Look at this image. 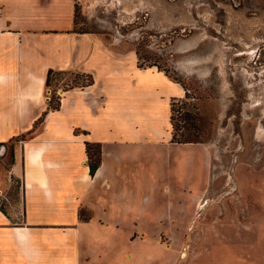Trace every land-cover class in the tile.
Masks as SVG:
<instances>
[{"label":"crops","instance_id":"1","mask_svg":"<svg viewBox=\"0 0 264 264\" xmlns=\"http://www.w3.org/2000/svg\"><path fill=\"white\" fill-rule=\"evenodd\" d=\"M137 61L133 49L76 29L74 0H0V264H151L138 263L134 237L169 235L170 222L211 203L207 144L171 140L170 99L185 88ZM48 69L92 81L61 88L49 109ZM86 141L100 144L92 174ZM197 158L202 191L189 172L185 185ZM180 182L198 190L187 200ZM244 201L240 264H264V197Z\"/></svg>","mask_w":264,"mask_h":264},{"label":"rangeland","instance_id":"2","mask_svg":"<svg viewBox=\"0 0 264 264\" xmlns=\"http://www.w3.org/2000/svg\"><path fill=\"white\" fill-rule=\"evenodd\" d=\"M74 1L76 29L98 33L117 51L138 50L180 79L188 95L170 99L181 106L177 133L189 127L183 110L201 116L210 162L202 194L211 203L170 222L169 235L134 237L138 263L240 264L241 232L251 224L244 198L264 197V0ZM87 80L81 71L52 73L45 99L54 103L61 88ZM185 170V185L189 172L202 191L206 166L197 158ZM183 185L176 189L188 200L198 189Z\"/></svg>","mask_w":264,"mask_h":264},{"label":"trees","instance_id":"3","mask_svg":"<svg viewBox=\"0 0 264 264\" xmlns=\"http://www.w3.org/2000/svg\"><path fill=\"white\" fill-rule=\"evenodd\" d=\"M136 54H137L138 59L142 58L145 61L147 60V62H146L147 65H156L158 69L164 70V72L166 74H168L169 76H171V78H173L176 81H179L181 83L180 79L177 76L170 74L169 69L165 68L163 65L156 62V60L146 59L145 57L149 58V56L142 55L141 53L138 52V50H136ZM138 66H145V65H144V63L142 64V62L139 61ZM55 72H57V71H54L52 69H48L47 76L45 79V86L46 87L49 85L50 75L52 73H55ZM85 74L88 76V80L82 84L91 83V81H92L91 75L88 73H85ZM185 95H188V93L185 92ZM59 104H60V97L57 96L54 103L51 102L50 100L48 101V108L49 109L58 108ZM175 105H176V103L174 101H172L170 103V110H171L170 122H171V127H172V129H171V133H172L171 140L177 141V142L203 141V139L200 137V131H201L202 125H201V123H199L197 121V120H201V116L197 115L196 113H192L188 110H183V112H181V118L189 124V127L184 126V128H186V132L177 133V124L174 121V118H175L174 112L179 111V108H181V106L175 107ZM191 129H193V130H191ZM85 144H86L87 163L89 165V172L92 174L100 162V144H99V142H89V141H86ZM10 155H12V150H10ZM79 216L81 218H84L86 216L84 209L79 210Z\"/></svg>","mask_w":264,"mask_h":264},{"label":"water","instance_id":"4","mask_svg":"<svg viewBox=\"0 0 264 264\" xmlns=\"http://www.w3.org/2000/svg\"><path fill=\"white\" fill-rule=\"evenodd\" d=\"M4 150H5V148L3 147L2 151H4Z\"/></svg>","mask_w":264,"mask_h":264}]
</instances>
